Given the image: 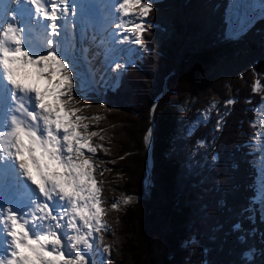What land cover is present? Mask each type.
I'll return each mask as SVG.
<instances>
[{
    "label": "trees",
    "instance_id": "trees-1",
    "mask_svg": "<svg viewBox=\"0 0 264 264\" xmlns=\"http://www.w3.org/2000/svg\"><path fill=\"white\" fill-rule=\"evenodd\" d=\"M228 1L154 3L144 58L128 67L117 89L91 93L84 102L99 117L116 172L111 184L105 178L101 184L110 228L103 233L107 264H264V219L252 200L257 172L250 154L255 110L264 98V17L224 38ZM193 92L202 99L179 116L176 106ZM228 99L234 103L226 110ZM206 112L211 119L204 124ZM219 115L222 127L213 132ZM121 195L135 200L112 211ZM237 222L241 231L233 230Z\"/></svg>",
    "mask_w": 264,
    "mask_h": 264
},
{
    "label": "snow or ice",
    "instance_id": "snow-or-ice-1",
    "mask_svg": "<svg viewBox=\"0 0 264 264\" xmlns=\"http://www.w3.org/2000/svg\"><path fill=\"white\" fill-rule=\"evenodd\" d=\"M78 9L91 28L85 0H7L0 13V264H105L110 251L97 179L104 170L93 163L103 146L93 142L98 132L83 114L92 105L82 104L88 98L82 80L94 81L97 72L102 80L113 70L122 75L125 45L145 47L154 8L152 0H111L110 11L101 5L108 23L99 38L91 35L94 48L78 47L72 27ZM224 103L227 110L234 100ZM210 119L209 112L201 116L204 124ZM223 121L219 115L213 132ZM151 133L145 135L149 146ZM259 135L264 141V131ZM256 172L264 201V162ZM110 206L117 209V202Z\"/></svg>",
    "mask_w": 264,
    "mask_h": 264
},
{
    "label": "rangeland",
    "instance_id": "rangeland-1",
    "mask_svg": "<svg viewBox=\"0 0 264 264\" xmlns=\"http://www.w3.org/2000/svg\"><path fill=\"white\" fill-rule=\"evenodd\" d=\"M108 1L109 0H107L106 2L109 3ZM158 1H160V0H152V3L154 4V3L158 2ZM230 2L232 3V0H230ZM107 3L105 4V10L106 11H110V5L111 4H107ZM230 4H229V7L227 6V8H226V9H228L227 12H225L227 14V22H228L227 23V28H226V32H227L226 35L229 38H234L237 35L245 32L247 30L246 29L247 27L249 28V26L253 25L254 21L257 20V17H255L249 24H247L246 26L242 27V29L239 30L233 36L229 32V26L231 25V22L233 20L232 12H231V9H230ZM4 7H2V10L4 9ZM262 16L264 17V15H260L259 17H262ZM93 17L94 16H92V18ZM93 21H94V23H93ZM93 21H92V30H91L92 32L89 34V36H87L85 38V42L84 43H85V45H88V46H91V47L94 48L95 46L92 43L91 35L95 34L97 36V38H99L100 35L103 34L104 23L106 22V19H103L102 15H101L100 20H98V21L93 20ZM210 24L213 25L212 22H210ZM97 26H99V27H97ZM161 32H164V31H161ZM163 35H165V37H168L167 34H165V33ZM159 39H161V38H156V40H158V41H159ZM156 40H154V41H156ZM78 43H79V38L77 37V44ZM144 48L146 49V47H144ZM143 50H144L143 47L138 46L133 51L132 55L129 56L128 58L131 59L132 62H135V61L137 62V61H139V59L140 60L143 59L144 58V56L142 58ZM95 64H98V62L95 63ZM85 74L87 75V72ZM96 74H97V76H95V77L98 78L99 72H97ZM120 83H121V81H120ZM82 86H83L84 90L88 91V98L91 97V92H89V91H93L96 95H98L100 97L102 95H106L108 93V91L117 89L119 87V86L117 87V85H115V86L106 88V87H104L105 84L101 85L100 81L98 83L95 80L94 81H92V80H90V81L89 80H82ZM160 86H161V84H160ZM255 87L256 88L260 87V84L257 83V85ZM88 98H86V99L88 100ZM86 99L82 98V104H86V103H84L86 101ZM201 99H202V95H201L200 92H193L191 94H188L185 97V100L182 101L181 103H179L176 106L178 115L183 117L184 115L188 114L194 108L195 104L197 105ZM262 100H264V98H262ZM255 111H256V116L253 119V124H255V135L253 136V139L251 140V146H250L251 151H250V154L252 156L251 162L253 163L254 167L257 170V168L261 166L262 162H264V152L261 151V144L264 143V141H262V139H261V137L259 135V132L264 131V119H262V118H264V110L261 109L260 104H259ZM83 114L86 115L87 117H89V119L86 122L89 123L90 126H91L90 127V131L95 130V131L98 132V136L93 137V142L96 145H102L103 146V147L99 148L98 152L93 157V163L96 164L100 169L104 170L102 175L97 174V179H98V181L102 182L101 184H103L104 181L102 179L105 178L106 180H109V184H111V182L113 181L114 176L116 175V172H115V169L112 166L114 160L112 158L113 156H112L111 151H110V146L108 145V141L106 140V137L100 131H98L99 127H98L97 119L95 120V118L93 116L89 115L88 110L86 108L83 109ZM149 129H152V127H150ZM101 136L104 138L103 140L100 139ZM151 145H152V138H151ZM151 145L149 146L145 142V148H147V149H145V156H146V159L148 161V168L149 169H150V164H151V159H150ZM105 149L107 151H105ZM146 175L147 176H145V179H144L145 180L144 181V183H145L144 191L147 194L148 187L150 186V183H151V181H150L149 184L147 183L148 182V170H146ZM257 183L258 182L256 181V184H255L256 191H257ZM125 197H131L132 198L131 202H133L135 200L134 196H123V195H121V196H117L116 198L114 197L112 202L113 201L117 202V209H120V207L124 205L123 204V200H124ZM148 197H149V194H148ZM256 199H257V201H259L258 202L259 203V208L261 210V214H262V217L264 219V201H260L259 195H257ZM115 210L116 209H112V211H115ZM113 239H115V238H113ZM98 256H99V254H98ZM107 258H108V254H107V257H105V264H107L106 263Z\"/></svg>",
    "mask_w": 264,
    "mask_h": 264
},
{
    "label": "bare ground",
    "instance_id": "bare-ground-1",
    "mask_svg": "<svg viewBox=\"0 0 264 264\" xmlns=\"http://www.w3.org/2000/svg\"><path fill=\"white\" fill-rule=\"evenodd\" d=\"M105 1H107V0H105ZM230 9H231V12H232L233 20L231 22V25L229 26V32H230L231 35L234 36L239 30L242 29V27H244L247 24H249L255 17L258 18L260 15H264V0H232V3L230 4ZM2 12H3L2 7H0V13H2ZM76 15H77L76 22H77L78 30H79V33H80L79 34L80 37H79L78 47H83L85 45V43H84L85 42V38L87 36H89V34L92 32L91 31L92 27L88 28L87 25L82 22L79 10H77V14ZM92 16H94V13H93ZM92 16H91V18H92ZM93 23H94V21H93ZM105 23H108L107 20H106ZM105 23H104V27L106 26ZM97 27H99V26H97ZM84 29H87L86 34H85V32L82 31ZM42 35H43V33H42V30H41V33H40L41 38H42ZM81 40H83L82 44L80 43ZM97 62H98V60H96L94 62V64L97 63ZM0 118H3V115L0 116Z\"/></svg>",
    "mask_w": 264,
    "mask_h": 264
},
{
    "label": "water",
    "instance_id": "water-1",
    "mask_svg": "<svg viewBox=\"0 0 264 264\" xmlns=\"http://www.w3.org/2000/svg\"><path fill=\"white\" fill-rule=\"evenodd\" d=\"M246 29H248V27H247ZM226 37H228V36L225 35L224 38H226ZM150 181H151V171H150V169L148 168V182H147V183L149 184Z\"/></svg>",
    "mask_w": 264,
    "mask_h": 264
}]
</instances>
